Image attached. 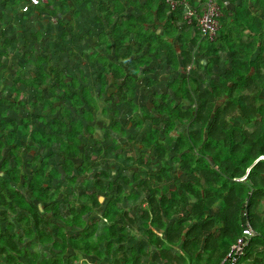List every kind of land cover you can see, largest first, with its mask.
<instances>
[{
    "label": "trees",
    "instance_id": "trees-1",
    "mask_svg": "<svg viewBox=\"0 0 264 264\" xmlns=\"http://www.w3.org/2000/svg\"><path fill=\"white\" fill-rule=\"evenodd\" d=\"M27 1L0 0V59L9 57L6 51L20 38L28 48L24 32H14L24 23L30 27L27 15L57 18L73 12V23L80 27L78 35L70 27L72 39H97L90 63L99 66L100 94L113 89L118 106L129 109L133 117L141 115L138 122L131 120L133 124L150 125L141 135L137 161L148 171L142 177L133 174L136 192L130 196L141 202L138 214L121 207L132 180L122 175L112 180L108 171H96L84 183L91 186L83 193L86 201L70 203L64 217L57 195L99 167L85 155L83 137L88 134L102 142L97 136L109 133L103 124L109 122L103 117L108 111L103 107L97 116L100 107L88 87L76 79L69 85L57 67L47 70V50L37 52L31 75L16 73L10 87L0 71V257L7 264H21L19 258L25 256H32L29 264H71L72 257L64 258L70 248L87 258L101 259L106 252L108 264H144L138 256H147L144 249L128 253L121 245L126 226L140 225L161 264H221L249 223L255 236L239 264H264V29L253 24L250 32L258 37L249 36L248 43L244 37H233L231 17H222L223 30L211 42L196 23L185 20V3L199 9L194 0H46L22 13ZM170 1L178 6L173 9ZM217 2L222 11L223 4ZM237 12L248 24L242 9ZM82 27L86 30L81 33ZM67 36L64 32L62 38ZM258 45L260 55L251 60ZM24 59L29 62L31 54L24 53ZM223 64L229 68L218 75L215 69ZM161 71L168 76L166 88L153 91L151 107L139 105L136 85L144 80L148 89L154 88ZM25 91L33 95L35 114L22 99ZM61 93L71 108L61 104L58 116L43 117L41 112L52 107L46 97L59 98ZM114 114L118 116L119 109ZM110 127L129 144L137 140L134 133L126 135L121 120ZM25 139L47 155H36L24 171L20 154ZM31 148L25 146L26 151ZM57 157L63 159L60 170L53 164ZM63 178L69 182L67 188ZM102 197L106 206L101 216L110 226L99 232V217L94 216L102 208ZM53 226L57 229L51 234L47 228ZM65 230L78 235L68 237ZM35 239L52 245L51 257L40 260L29 252L27 240Z\"/></svg>",
    "mask_w": 264,
    "mask_h": 264
},
{
    "label": "rangeland",
    "instance_id": "rangeland-1",
    "mask_svg": "<svg viewBox=\"0 0 264 264\" xmlns=\"http://www.w3.org/2000/svg\"><path fill=\"white\" fill-rule=\"evenodd\" d=\"M55 1L56 3L59 2V0H53V3ZM72 13L73 12H69V14L65 16L60 15L57 18L49 17L48 15L42 16L36 13L27 15V21H30V27L26 26V23H24L22 29H18L14 32L21 34L20 36H22L24 32V37L27 40L28 48H25L24 42L20 38V41L16 45L8 48L6 51L9 53V57H1L0 62H2V67L0 71L6 76H4L6 88L10 87L13 81L12 78L16 73L23 72L26 77H29L32 71L35 69L32 61L35 57H37V52L47 50L50 54V63L49 65H46L47 70H49L51 67H57L63 71L65 80L69 85L74 79H76L79 80L78 83L81 84V86L88 87L91 91V94L98 101V105L100 107V112H98L97 116H101V109L103 107H105L108 111L107 114L103 115V117L104 120L108 119L109 122L105 121L103 124L106 125L109 133L103 135V137H100L98 133L99 136H97L98 138L103 139L102 142H94L93 137L88 134H85L83 137V148L85 150V155L89 157L93 164L99 165V167L94 170L91 169V172H89L87 175L78 177L76 184H73L71 188H68L66 193L62 191L57 195V199L61 202L60 208L63 216L68 217L69 207L71 206L70 203L78 204L80 202L83 203L86 201L83 193L88 189H91V186H85L84 183L88 180L91 181L96 171H108L111 174L112 180H115L119 175L126 176L132 180L130 186L126 187V199L123 200L121 207L122 209H125L126 211L136 215L140 212L141 202L140 200H135L130 196L136 192V182L133 180V174L138 173L141 177L142 175L147 174L148 169L145 166L137 163V161L141 157V135H145L146 132L150 130V125L145 124L144 127L140 128L138 124H133L131 120L135 119V121L138 122L141 119V115L133 114L135 116L133 117L129 114V109L118 106V104H120L119 98H112V95L115 93L113 89H110L106 94H100V86L97 81V67L99 66L90 63L91 56L96 54L95 47L97 46V39L93 35L89 36L88 39H82V41H75L72 39L70 27L73 29L74 34H77L76 32L79 30L78 27H80L78 23H73L74 14ZM19 16H21V14H18V18H20ZM25 21L26 20H24V22ZM58 21L59 23H63V26L58 24ZM85 30L86 29L82 27L81 33ZM64 32H66L68 35L67 39L65 40L62 38ZM37 33L40 34L39 38H37ZM24 53L31 54V60H29V62H25ZM89 64H91V66ZM80 70L83 72V78L80 76ZM217 70L219 72L221 71L220 68H217ZM159 77V84L152 89H148L146 87V82L144 80L138 82L136 85L138 94L135 100L139 105L151 107V96L153 91L160 92L161 88H166L165 84L166 78L168 81V76H166V74L161 71ZM49 82L52 83V80ZM32 98L33 95L29 94L27 91L22 94V99L27 103L29 110L35 114V109L30 104ZM46 101H50L52 107L47 111L41 112V115L45 118L48 117L50 120L59 115L58 111L61 104H63L66 109L71 108L70 102L66 101L65 99L63 100L62 93L60 94L59 98L46 97ZM115 109H119L120 114L118 116H115L114 114ZM9 116L17 117V115L14 113H9ZM120 120L125 127V133L127 136L134 133L137 138L135 142L129 144L127 142V138H125L126 136L111 133L112 130L110 126L115 122H120ZM100 121L102 122V119H100ZM100 121H97V124L100 123ZM113 141H118L119 146L115 147L116 143ZM22 144L24 148L21 150L20 155L25 159L24 171L27 170V167H29V162L36 155H47V153L43 151V148L30 144L29 139L22 141ZM28 144L32 147L30 151H26L25 149V146ZM127 157H130L131 160ZM152 160H154V158H152ZM53 162V164L60 170L63 159L57 157ZM78 164H80V160L78 161ZM156 167L157 163L153 166V170H157ZM68 183L69 182L64 180L65 188L68 187ZM19 187H21V185H19ZM82 197H84V199H82ZM101 201L102 208L98 209L96 215L94 216V218L99 217L97 223L99 232H101L104 227L110 226V224L101 216L104 207L106 206V200L102 197ZM40 208L42 212H44V205H41ZM14 217L15 216L11 213L9 217L10 221L14 222ZM0 219H2L1 215ZM2 227H6L5 221L3 222ZM56 229L57 226L47 228L48 232L51 234L56 232ZM125 229L126 232L124 241L121 245L125 247L126 252L130 253L131 250L138 252L140 249H144V251L147 253V256L138 255L144 264H161L157 258L155 249L147 245L145 234L140 228V225L126 226ZM65 233L68 237H76L78 235L77 231L71 230H65ZM17 235H23V231L20 228L17 229ZM54 237L57 241H61V238L58 236L54 235ZM27 241L26 247L29 252H31L32 255H38L40 260H46L52 256V245L44 246L40 244L37 239ZM119 245L120 244L115 243V247ZM56 253L59 254V252ZM71 257L73 258L71 264H108L109 260L106 252H104V256L101 259L96 256L87 258V256L84 254L76 253L68 248L66 254H64V258L70 259ZM31 259L32 256L19 258L21 264H29ZM0 264L7 263L0 257Z\"/></svg>",
    "mask_w": 264,
    "mask_h": 264
},
{
    "label": "built area",
    "instance_id": "built-area-1",
    "mask_svg": "<svg viewBox=\"0 0 264 264\" xmlns=\"http://www.w3.org/2000/svg\"><path fill=\"white\" fill-rule=\"evenodd\" d=\"M45 2L46 0H28L27 3L22 6L21 12L29 13L34 7ZM170 3L173 9L178 6V4L173 1H170ZM184 10L187 23L189 25L196 23L198 30L205 38L211 42H215L219 38L222 12L217 0H205L201 9L191 7L185 3ZM262 159H264V157H262ZM254 236L255 232L250 224L245 223L241 236L231 246L221 264H239L246 256L247 247Z\"/></svg>",
    "mask_w": 264,
    "mask_h": 264
},
{
    "label": "crops",
    "instance_id": "crops-1",
    "mask_svg": "<svg viewBox=\"0 0 264 264\" xmlns=\"http://www.w3.org/2000/svg\"><path fill=\"white\" fill-rule=\"evenodd\" d=\"M17 1V0H16ZM193 6H199L198 8L201 9L202 4H200L201 0H194ZM222 5V17H231V32L232 36L234 37H244V41L250 42L252 36H257V33L252 34L250 32L252 25L254 24L256 27H262L264 29V0H220ZM233 1H236L235 3ZM258 6V7H257ZM21 8V7H20ZM20 8H18L16 11L17 13L20 11ZM237 8H241L243 11V14L246 15V20L248 22L245 23L242 20V14L239 15L237 12ZM225 11V13H224ZM226 15V16H224ZM23 16V15H22ZM25 17V16H24ZM221 17V18H222ZM234 17H237L238 20L236 21ZM20 28V26L18 27ZM221 30H223L222 24H221ZM255 32V31H254ZM250 36V37H249ZM260 48L261 46H255V51L252 54L251 60H255L260 55ZM228 59L227 54H222V60L226 61ZM204 64L205 61H202ZM217 68H220L221 71L219 72ZM215 69V72L218 75L223 74L229 67L226 64H223L221 67H217ZM262 209L264 210V203L262 204ZM246 264V263H243Z\"/></svg>",
    "mask_w": 264,
    "mask_h": 264
}]
</instances>
